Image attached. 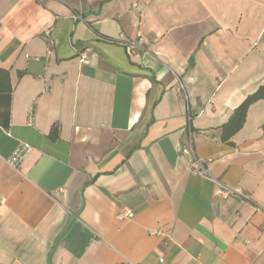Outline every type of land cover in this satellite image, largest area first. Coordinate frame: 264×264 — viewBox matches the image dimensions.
<instances>
[{
    "label": "crops",
    "instance_id": "crops-1",
    "mask_svg": "<svg viewBox=\"0 0 264 264\" xmlns=\"http://www.w3.org/2000/svg\"><path fill=\"white\" fill-rule=\"evenodd\" d=\"M1 69L0 264H264V0H0Z\"/></svg>",
    "mask_w": 264,
    "mask_h": 264
},
{
    "label": "built area",
    "instance_id": "built-area-1",
    "mask_svg": "<svg viewBox=\"0 0 264 264\" xmlns=\"http://www.w3.org/2000/svg\"><path fill=\"white\" fill-rule=\"evenodd\" d=\"M142 40H144L143 38L140 39V41L142 42ZM130 50H132V48H130ZM48 54H50V52H48ZM81 62L86 64L87 62H89V59H87L86 56H82L81 58ZM190 144L188 145V147H183L181 149V154L184 156H188V155H193L194 156V149H193V141L190 139ZM32 147L26 143H20L18 145V149L13 153V155L8 159L9 164L12 165L14 168H18L19 165L21 164V162L23 161V158L29 153L31 152ZM204 163L205 160H200L198 159L196 156L194 157L193 162L190 165V169L192 170V172H194L195 174L203 177V176H209L208 174V170L205 169L204 167ZM218 189L216 191L217 195H221L223 197H226L232 193H236L237 190L233 187H230L224 183L221 182H216ZM119 219L121 220H132L134 218V214H132V212H130L129 210H123L121 212H119ZM148 234L150 236H157V237H161V238H165L166 241H170L171 237L169 235V233H167L164 229L162 230H154L151 229L148 231ZM157 264H166V259L165 257L163 258H159V260L157 261Z\"/></svg>",
    "mask_w": 264,
    "mask_h": 264
},
{
    "label": "trees",
    "instance_id": "trees-1",
    "mask_svg": "<svg viewBox=\"0 0 264 264\" xmlns=\"http://www.w3.org/2000/svg\"><path fill=\"white\" fill-rule=\"evenodd\" d=\"M11 77L7 70H0V127L7 129L10 125L11 100L13 94ZM264 98V85L255 94L248 96L244 103L236 110L224 129V136L229 138L244 126L247 109L250 105Z\"/></svg>",
    "mask_w": 264,
    "mask_h": 264
}]
</instances>
